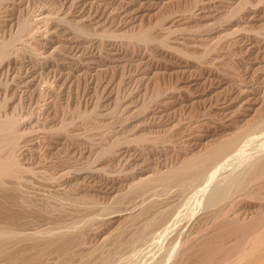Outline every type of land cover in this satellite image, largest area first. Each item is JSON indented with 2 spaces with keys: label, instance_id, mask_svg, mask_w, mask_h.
<instances>
[{
  "label": "rangeland",
  "instance_id": "obj_1",
  "mask_svg": "<svg viewBox=\"0 0 264 264\" xmlns=\"http://www.w3.org/2000/svg\"><path fill=\"white\" fill-rule=\"evenodd\" d=\"M3 2L0 118L13 121L12 149L25 179L18 188L36 203L90 219L72 264L82 251L90 258L97 248L113 251L167 208L173 212L156 232L101 264H214L208 216L217 179L239 174L242 181L264 148V0ZM241 129H249L248 141L198 183L133 191L135 182ZM253 180L247 189L231 186L234 207L247 213L234 225L236 264L264 248V172ZM257 207L263 213L254 215ZM54 213L23 231L57 226ZM121 227L124 235L113 240Z\"/></svg>",
  "mask_w": 264,
  "mask_h": 264
},
{
  "label": "bare ground",
  "instance_id": "obj_2",
  "mask_svg": "<svg viewBox=\"0 0 264 264\" xmlns=\"http://www.w3.org/2000/svg\"><path fill=\"white\" fill-rule=\"evenodd\" d=\"M3 1L0 0V5L1 3L2 4L4 3ZM1 10L3 9H0V12H2ZM72 26L69 27L72 28ZM74 27H73L74 30L76 29L79 36L80 35H82V37L85 36L84 34L86 33L85 31L82 30V27L75 25ZM146 35L147 34L142 33L141 38L147 39L145 38ZM139 37L140 35L138 36V38ZM5 43L3 44L0 42V58L2 57L4 58V56L8 52V45H7L8 43L7 44ZM2 60L0 59V61ZM2 105L3 104L0 103L1 111H2ZM13 129H14L13 121L8 120V122H5L0 118V264H72L73 260H75L74 258L76 257L74 246L78 245L80 241L79 240L80 232L83 229V227L89 223L88 221L90 219L86 218L85 216L79 213L69 214V212L66 211L63 207L56 208L40 202H38L39 203L38 204L33 199H31L29 195L25 194L24 191H20L18 186L24 183L25 179H23L24 177L22 176L24 170L22 169V167L18 166L15 159L16 158L15 154L13 152V149L16 146H18V145L16 146L13 145L14 144L13 134H12ZM248 132H250L249 129H247V131L242 129L241 131H235V133L233 132V134H231L230 137L216 141L203 152L189 156L185 160H182L180 165L178 164L179 166L172 169L170 168V170L166 172L157 173L154 175H150L148 177L145 176L146 178L141 179L138 183L135 182L136 185L133 188V191L142 190L145 187L149 188L154 185H160L162 187H166V186L172 187L171 185H174L176 187H180L184 189L186 186L190 187L192 186L191 184L196 182L198 183V181L205 178L218 163L225 161L230 155L234 154L238 150L239 142L242 139H246L245 137L249 134ZM18 133L17 135H19ZM6 136L9 138L12 137L10 144H9L10 139L7 138L6 143H5L6 140L5 141L3 140L4 138H6ZM241 143L240 145H242ZM6 144L8 145V147H6ZM244 144L246 143L244 142ZM4 149L5 151L7 150V152H4ZM261 152L262 155L259 153L261 155L259 158L257 156L258 154L256 155L258 159L254 160L255 162L253 163V166L252 165L249 166L250 169L247 170V175H245V177H242L243 178V180L241 179L242 181H240L239 174H235L231 178L228 176L229 179L227 180L223 179L220 181L219 179H217L218 182L216 181L218 184L216 186V191L213 198L214 210L212 211L213 212L212 216L211 215L208 216V217H212V219L210 220H213L212 222H214V251H215L214 264H236V256L238 253H236L237 251L235 250L237 244L234 245L235 238L233 236H236L233 235V233H235L236 230V229L234 230V225L239 221H241L247 213L245 214L244 209L241 210V209H236L234 207L235 198L234 196L232 197L230 193L231 190H233L232 188H234L233 186L237 185V183L236 184L234 183L235 181L236 182L239 181L238 186H236L238 189H241L243 186H245L246 188L248 187L245 185L246 182L253 184V182H250V180L254 181L253 179L257 178V175L259 173L264 172V148L261 150ZM235 171L236 170H233L234 173ZM231 174L229 173V175ZM242 175L244 176V174ZM224 176H226V174ZM232 183H234L235 185L233 184L232 186ZM239 194L240 193H238V195ZM122 198L123 196L121 195L119 198H117V201L122 200ZM151 205L152 203L149 202L143 206L141 212L136 216V220L138 218L136 222H138L139 219L141 220L145 218V214L148 213L150 207H152ZM261 209L263 208L257 207L256 208L257 211L254 212L256 214L254 215H258L259 214L258 212L263 213L264 211L261 212L260 211ZM164 210L165 211L162 212L160 211V213L159 212L156 213V215L151 218L148 217L149 219H145L144 223L141 224L142 225L141 228L138 225L139 228L137 229L135 228V230L132 232L128 231L129 234L126 232L128 234L127 236L123 234L126 231V230L124 231L125 228L124 227L119 228L115 232V234L113 233L114 234V236H112L113 240L119 238L121 234H123L126 238L121 237V239L123 240L119 243L117 247L114 246L115 247L114 250L111 252L109 251V253L103 254L99 252L97 248L95 249L97 256L90 258V255L88 256L87 254H84L86 252L82 251L83 254H81L82 252L80 251L81 253L80 252L79 253L81 254L80 255L81 260L79 259L80 262L78 264L108 263L110 262L112 257H114L113 252L116 251L115 253H117L118 251H125L134 248L136 244L144 241L146 237L150 235L152 232L153 233L156 232L154 230L159 228V226L164 223V221L171 214L172 208L169 209L167 208V210L166 209ZM54 211L56 212L54 214L58 213L56 216H59L58 218L56 217L57 218L56 220H54L55 225L57 224V226H51L46 228L40 227V229L39 227L33 229L31 228L32 229L31 231H29L30 229L29 227V229L27 230L28 232L23 231L29 224L34 222L36 223V220L38 221L43 218H47V219L51 218V214ZM242 214H245L244 217L242 216ZM251 214L253 213L251 212ZM203 225L200 228L206 226ZM253 227L254 226H252V228ZM245 236L247 237V235ZM51 254L57 256L54 262H49L47 260V257ZM77 257H79V254L77 255ZM243 264H264V248L260 250V252L256 256L249 258Z\"/></svg>",
  "mask_w": 264,
  "mask_h": 264
}]
</instances>
